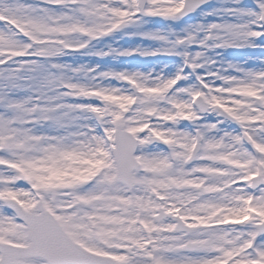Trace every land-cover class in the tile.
Masks as SVG:
<instances>
[{
    "label": "snow or ice",
    "instance_id": "snow-or-ice-1",
    "mask_svg": "<svg viewBox=\"0 0 264 264\" xmlns=\"http://www.w3.org/2000/svg\"><path fill=\"white\" fill-rule=\"evenodd\" d=\"M0 264H264V0H0Z\"/></svg>",
    "mask_w": 264,
    "mask_h": 264
},
{
    "label": "bare ground",
    "instance_id": "bare-ground-1",
    "mask_svg": "<svg viewBox=\"0 0 264 264\" xmlns=\"http://www.w3.org/2000/svg\"><path fill=\"white\" fill-rule=\"evenodd\" d=\"M240 52H237V54H239ZM241 53H245V52H241Z\"/></svg>",
    "mask_w": 264,
    "mask_h": 264
}]
</instances>
